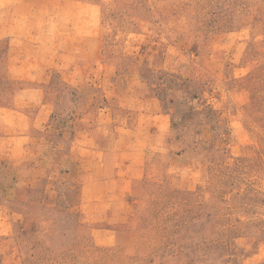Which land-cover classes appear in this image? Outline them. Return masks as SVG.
Instances as JSON below:
<instances>
[{"label": "rangeland", "instance_id": "1", "mask_svg": "<svg viewBox=\"0 0 264 264\" xmlns=\"http://www.w3.org/2000/svg\"><path fill=\"white\" fill-rule=\"evenodd\" d=\"M22 111L0 264H264V0H0Z\"/></svg>", "mask_w": 264, "mask_h": 264}, {"label": "crops", "instance_id": "2", "mask_svg": "<svg viewBox=\"0 0 264 264\" xmlns=\"http://www.w3.org/2000/svg\"><path fill=\"white\" fill-rule=\"evenodd\" d=\"M25 108H27V105L24 107V110ZM24 113L25 112L22 111V113L13 112L7 114L4 125L2 119L0 120V153L4 154L6 158H14L25 151L23 147L26 143V138L24 136H27L30 127L32 128V121L30 120V117ZM39 114L40 112H36L34 117L37 118ZM14 120L20 122V126L17 130L12 129V122ZM24 156L25 153L23 158Z\"/></svg>", "mask_w": 264, "mask_h": 264}]
</instances>
